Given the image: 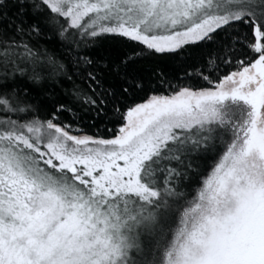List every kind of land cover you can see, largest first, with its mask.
<instances>
[{"label":"snow or ice","instance_id":"1","mask_svg":"<svg viewBox=\"0 0 264 264\" xmlns=\"http://www.w3.org/2000/svg\"><path fill=\"white\" fill-rule=\"evenodd\" d=\"M0 264H264V0H0Z\"/></svg>","mask_w":264,"mask_h":264}]
</instances>
